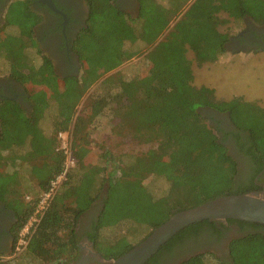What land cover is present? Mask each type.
Wrapping results in <instances>:
<instances>
[{
  "label": "trees",
  "instance_id": "obj_1",
  "mask_svg": "<svg viewBox=\"0 0 264 264\" xmlns=\"http://www.w3.org/2000/svg\"><path fill=\"white\" fill-rule=\"evenodd\" d=\"M31 1L0 0L4 5L0 29L3 66L7 74L24 86L31 83L36 91L28 93L30 114L15 102L0 105V187L7 196L22 199L24 180L16 169L22 165H28L37 187L36 197L22 211L19 230L34 215L51 182L65 171L59 133L69 134L76 162L38 215L28 235L27 257L41 264L74 260L79 252L80 217L97 201L101 207L90 240L98 253L117 258L134 244L126 237L109 240L103 235L106 229L132 223L151 232L177 211L220 196L261 189L254 179L264 169V109L243 96L217 100L214 89L194 85L193 64L216 63L226 52L231 36L221 30L223 26L233 23L243 28L247 18L263 24L264 0H168L167 5L138 0L137 18L120 11L110 0H89L87 26L74 43L81 70L62 80L46 57L35 65L32 52L41 56L34 35L40 18L30 9ZM126 43L141 48L126 49ZM144 53L147 67L142 73L129 79L108 77L107 91L92 96L89 109L76 115L79 103L101 74ZM51 92L58 104L55 135L45 134L40 124ZM106 108L116 120L112 133L122 144L137 147L116 168L112 153L97 156L88 149L90 131L84 132ZM206 108L229 113L238 128V147L248 157L253 176L245 185H237L238 163L219 138L218 128L205 117L202 110ZM72 138L79 142L73 144ZM22 146L27 147L26 153L15 154L14 149ZM109 163L114 167L108 173ZM10 165L15 167L11 171L6 169ZM151 176L166 184L160 196L145 184ZM215 222L203 220L180 230L146 264H159L160 257L171 253L178 241ZM238 222L252 229L231 241L229 260L209 253L181 264H264V225Z\"/></svg>",
  "mask_w": 264,
  "mask_h": 264
},
{
  "label": "flooded vegetation",
  "instance_id": "obj_2",
  "mask_svg": "<svg viewBox=\"0 0 264 264\" xmlns=\"http://www.w3.org/2000/svg\"><path fill=\"white\" fill-rule=\"evenodd\" d=\"M57 10L47 4L32 0L30 9L40 19L34 28L35 39L41 57H46L55 75L61 79L75 76L80 68L81 59L74 50V43L78 34L86 28L90 13L89 0H52ZM110 3L129 15L137 18L139 15L138 0H110ZM4 5L0 3V29L4 25L3 20ZM246 19V25L237 35L231 37L227 43V48L239 51H264V23L258 24ZM11 101L30 114L32 111L30 98L24 86L11 74H4L0 77V105ZM205 117L213 127L218 128L219 138L228 148L229 154L238 163L237 185H245L252 176L251 165L238 147L236 135L238 128L230 119L229 113L220 112L215 109L206 108L202 110ZM255 182L264 192V169L255 176ZM26 201L7 196L4 187H0V264H12L17 255H13L18 249L23 229L19 230L22 220V211L25 209ZM100 201L93 204L85 214L86 218L96 215L97 220ZM81 224L78 228L79 252L77 257L68 264H109L114 258H106L104 255H95L98 252L94 248V243L90 240L96 223ZM228 222L216 221L214 226H205L202 232L192 235L178 244L174 245L171 253H166L160 257L159 264H170L175 260L181 262L192 256L200 254H214L221 260L230 259L229 245L233 239L244 237L252 228L242 227L236 219ZM217 229V230H215ZM264 233V230H262ZM85 243L89 244L88 248ZM184 258V259H183Z\"/></svg>",
  "mask_w": 264,
  "mask_h": 264
},
{
  "label": "rangeland",
  "instance_id": "obj_3",
  "mask_svg": "<svg viewBox=\"0 0 264 264\" xmlns=\"http://www.w3.org/2000/svg\"><path fill=\"white\" fill-rule=\"evenodd\" d=\"M164 5H167L168 0H158ZM247 20H250L247 18ZM246 23H244L243 28H239L235 26L233 23L228 24L227 26H223L221 28L222 31L230 34L231 37L237 35L241 30L245 28ZM125 48L130 50H138L141 48L140 44L132 45L130 43L125 44ZM34 55L35 65L41 64L42 57L40 55H36L35 51L32 52ZM146 53L135 56L130 60L126 61L116 69L105 72L100 75L99 79L92 84L89 90L86 92V95L79 103L76 109V115H80L81 112H84L86 109H89V105L91 102V97L96 95H103L107 89L110 87V83L107 82L111 76L115 77L114 79H119L120 77L124 79H129L131 77L137 76L142 73L145 67H147V60L145 58ZM33 57V56H32ZM189 57L193 59V55L190 53ZM5 63L0 58V77H2L8 71L6 67L3 66ZM6 64V63H5ZM6 69V72H5ZM81 70V68H80ZM79 70V71H80ZM143 70V71H142ZM193 73H194V85L197 87L200 86H210L216 89L215 98L217 100H231L236 96H243L245 100L251 101L260 99L262 101L261 106L264 108V51H242L235 50L233 48L227 49L226 52L220 57V59L216 63H207L202 66H197L196 63L193 64ZM78 74V73H77ZM9 75V74H8ZM109 77V78H108ZM61 79V78H60ZM62 80V79H61ZM21 83V82H20ZM24 86V84H22ZM41 86H36V88H40ZM27 89V93L31 95L34 87L31 83H26L24 86ZM37 90V89H36ZM51 91V90H49ZM48 91V92H49ZM100 97V96H99ZM47 108L44 111V117L42 118L40 124L47 135H55L56 130V121L58 119V104L56 99L52 96V92L50 96H48ZM116 123V120L113 118L112 113L109 108L103 110L101 115H99L93 124L89 126L84 132H89L88 137V149L90 151H94L97 153V156L105 151L112 153L117 161L114 165L116 168L117 164H120L122 161L129 159L126 156L129 151L136 150V145L133 144H122L120 139L112 133L111 127ZM210 123V121H209ZM211 124V123H210ZM212 125V124H211ZM58 137V136H57ZM79 141H74L72 138V143ZM74 144V143H73ZM146 147H138V150H143ZM79 149V148H75ZM27 151V147H17L14 149V153L17 155H24ZM5 154L7 152H4ZM99 161V160H98ZM101 161V160H100ZM22 161H18L21 163ZM42 162V161H37ZM100 163L104 164V160ZM112 163L108 164V173L114 167ZM14 166H7V170L14 169ZM28 165H22L16 167V169L21 173L22 178L24 180L23 186L20 189L23 193L22 199L26 202L29 199H34L36 197V182L30 177ZM148 189L157 196L163 194L166 184L163 181L156 180L153 176L147 178L145 182ZM105 196V187L102 192V196ZM88 212V211H87ZM86 212V213H87ZM85 213V214H86ZM83 214L80 217L78 228H80L81 224L86 220L87 222H92V217L86 218V215ZM96 220V218H95ZM31 218L27 222L25 226L30 227ZM34 224L30 227L31 229ZM77 228V231H78ZM150 233V229L146 226L135 225L132 223H123L115 228H109L103 231V235L109 240H115L117 238L126 237L131 244H137L143 238ZM29 238V236H28ZM27 242L23 240L18 249L15 250L13 255H17L14 258L12 264H41L37 260L30 259L26 255V246ZM88 248H90L89 244L85 243ZM91 249V248H90ZM184 259V258H183ZM180 260H175L170 264H179ZM182 263V262H181Z\"/></svg>",
  "mask_w": 264,
  "mask_h": 264
},
{
  "label": "water",
  "instance_id": "obj_4",
  "mask_svg": "<svg viewBox=\"0 0 264 264\" xmlns=\"http://www.w3.org/2000/svg\"><path fill=\"white\" fill-rule=\"evenodd\" d=\"M57 10L52 0H39ZM236 219L264 225V192L224 195L173 213L143 240L109 264H146L180 230L203 220ZM95 255H101L96 252Z\"/></svg>",
  "mask_w": 264,
  "mask_h": 264
},
{
  "label": "built area",
  "instance_id": "obj_5",
  "mask_svg": "<svg viewBox=\"0 0 264 264\" xmlns=\"http://www.w3.org/2000/svg\"><path fill=\"white\" fill-rule=\"evenodd\" d=\"M59 140H60V149L64 151L66 155V160H65V171L58 175L52 182H51V187L49 191L44 193L42 195V198L40 200V203L36 209V212L34 215L31 217V223L30 227L35 223L38 222V215L45 209L46 205L48 204V201L50 200L52 194L58 189L59 185L61 182L66 178V174L68 170L72 169L75 167V159L72 154L71 150V144H70V137L67 132H61L59 133ZM30 227L25 226L22 232V236L20 239V243L25 240V242L28 241V235L30 234Z\"/></svg>",
  "mask_w": 264,
  "mask_h": 264
},
{
  "label": "crops",
  "instance_id": "obj_6",
  "mask_svg": "<svg viewBox=\"0 0 264 264\" xmlns=\"http://www.w3.org/2000/svg\"><path fill=\"white\" fill-rule=\"evenodd\" d=\"M227 49H228V48H227ZM239 52H242V51H239ZM208 87H210V86H208ZM210 88L214 89L215 92H216V89H215L214 87H210ZM247 101H248V100H247ZM249 102H251V101H249ZM252 102L258 104L259 106H261L260 103H262V101H261L260 99H257V102H256V100H252ZM261 107H262V106H261ZM262 108H263V107H262ZM263 109H264V108H263Z\"/></svg>",
  "mask_w": 264,
  "mask_h": 264
}]
</instances>
